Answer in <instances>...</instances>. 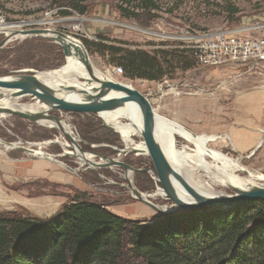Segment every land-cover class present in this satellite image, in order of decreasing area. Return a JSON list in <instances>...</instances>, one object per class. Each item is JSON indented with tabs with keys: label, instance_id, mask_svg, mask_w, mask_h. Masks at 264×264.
<instances>
[{
	"label": "rangeland",
	"instance_id": "374dc122",
	"mask_svg": "<svg viewBox=\"0 0 264 264\" xmlns=\"http://www.w3.org/2000/svg\"><path fill=\"white\" fill-rule=\"evenodd\" d=\"M155 3V9L144 10L139 3L132 2L130 10H134L136 16L125 17L118 9L121 3L116 0H88L84 14L69 9L64 0H0V15L17 26L13 30L51 29L79 41L94 71L105 74L110 81L131 84L148 100L157 115L179 125H168V137L174 150L186 148L191 158L200 151L197 145L185 139L180 130L183 127L196 136L210 137L207 149L237 161L245 172L264 177L263 67L248 72L241 66L203 68L192 62L190 69H172L161 81L129 80L113 73V68L118 66L109 65L107 58L88 49V45L99 41V38H106L125 42L129 49L147 52L158 48L184 49L190 54L186 47L198 35L244 29V34L264 37V0H155ZM56 8L64 10L49 17L48 21L63 19V22L38 23L43 21L47 11ZM3 38L0 35V41ZM22 45L37 47L30 48L32 53L22 55L28 59L26 65L29 66L17 69L13 65L18 47ZM2 49L12 50L5 52L0 49V77L26 69L51 71L65 64L61 48L41 37L12 38ZM188 60L193 61L191 55ZM17 103L32 105L35 100L24 96L19 97ZM49 115L59 118L61 121L57 122L67 126L79 150L93 155L95 163H100V157L104 156L134 170L126 171L111 165L108 168H88L78 158L64 153L72 152V148L65 146L66 141L70 142L57 128L38 121L0 115L1 142L32 149L35 157L58 162L81 182V190L71 193L65 204L73 197H82L103 204L108 211L122 218L149 223L160 214L133 197L128 187L130 181L134 189L149 196L147 200L151 204L173 207L174 203L161 190L149 156L136 151L119 154V150L125 148L122 137L105 128L94 111H52ZM130 122L129 118L121 120V124ZM233 133L238 134L237 138ZM131 140L135 145L143 142L139 132ZM0 149L17 157L30 155L19 149L3 150L1 146ZM205 160L218 165L212 154L205 155ZM181 171L188 183L189 174ZM245 172L239 171L236 175L245 177ZM195 178L201 183L209 182L217 196L234 194L230 188L216 186L202 172H197ZM255 186L264 187V179L255 181ZM39 187L41 194L66 191L60 186Z\"/></svg>",
	"mask_w": 264,
	"mask_h": 264
},
{
	"label": "trees",
	"instance_id": "16d2710c",
	"mask_svg": "<svg viewBox=\"0 0 264 264\" xmlns=\"http://www.w3.org/2000/svg\"><path fill=\"white\" fill-rule=\"evenodd\" d=\"M64 1L85 13L88 0ZM116 1L125 17L136 16L130 10L135 1L144 10L156 8L155 0ZM126 46L99 38L88 49L120 67L129 80L161 81L172 69L192 67L184 49L147 52ZM28 47H18L13 67L29 66L23 56L37 46ZM0 264H264V202L160 214L149 223L122 218L82 197H73L49 219L24 211L0 213Z\"/></svg>",
	"mask_w": 264,
	"mask_h": 264
},
{
	"label": "bare ground",
	"instance_id": "6f19581e",
	"mask_svg": "<svg viewBox=\"0 0 264 264\" xmlns=\"http://www.w3.org/2000/svg\"><path fill=\"white\" fill-rule=\"evenodd\" d=\"M8 34L9 31L7 32V35ZM45 36L52 37V35H50L49 33L45 34ZM12 38H22V36L16 33ZM78 45L80 52L85 55L86 52L83 49V46L80 43ZM80 59L81 58L79 57L78 53H76L74 50H71L70 54L65 60L64 66L51 71L40 72V80L54 87L59 84H63L65 86L73 85L78 87L79 89H86L90 87V78L87 75L85 67L81 63ZM95 72L99 78L104 80L106 79V77L104 76L105 74L103 75L98 71ZM78 77H80L81 79H77ZM16 92L17 89L14 87H7L1 91L3 95V97L0 98L1 109H6L9 111H19L31 116H36V121H38L39 124H46L52 128H57L58 130L72 137L66 125H63L61 122L58 123L55 119L49 118L44 114H40V112H35L40 109L36 104L19 105L17 103V99L19 97H16ZM60 95H64V93H61ZM67 96L74 97L75 95L67 94ZM110 103L112 105L108 107L107 105ZM95 109L98 117L102 120L103 126L111 131L117 132L122 137L125 144V148H123L122 150L123 154H126L130 151H136L138 154L147 155L144 142L135 145L131 140V137L139 132L141 121L137 106L130 99H128L125 94L112 92L108 96L102 98L95 106ZM152 113L156 148L158 149L160 156L162 157L169 171L172 173L170 175V185L176 188V191L182 197L190 200H195L198 197L217 196L216 193L213 192V188L209 182L201 183L200 181L196 180L195 174L197 172H202L205 176H208L209 181L213 182L216 186L226 187L230 189L237 188L240 190H248L254 187L255 181L264 179V177L259 174H251L245 172V170L238 165L237 161L231 160L228 157L220 154L219 152L207 149L206 144L210 141V138L196 136L187 129H182V134L187 141L197 145L200 151L194 158H191L190 154H188V152L186 151V148L181 151L174 150L171 147V143L168 137L169 129L168 125L166 124L170 122L163 118H160L159 115H157L153 111ZM0 115H7V113H2ZM124 118H129L131 122L121 124V120ZM66 143L67 145H65V143L64 145L66 147L70 145L72 148V152L64 151L65 154L78 158L80 162H82V165H86L88 168H96L94 166L96 164L94 162L93 155L80 151L76 144H69L67 141ZM0 146L3 150L18 149L19 144H8L0 141ZM39 146L40 145H38V150L40 151L41 149L39 148ZM28 150L30 155H36L31 149ZM207 154H212L214 160L218 162V165H215V162L207 163L205 160V155ZM47 160L51 161V159ZM111 163L112 162L108 158L100 157L99 165L102 164L113 166ZM181 170H185V172L189 174L190 178L186 179L188 183L184 182L185 177ZM239 171L245 172V177H239L238 175H236ZM176 175H178L179 177H177ZM128 186L134 195L135 189L130 181ZM140 197L147 198L149 196L141 193ZM154 207L159 211H166L167 209H169L167 207Z\"/></svg>",
	"mask_w": 264,
	"mask_h": 264
},
{
	"label": "water",
	"instance_id": "95a60500",
	"mask_svg": "<svg viewBox=\"0 0 264 264\" xmlns=\"http://www.w3.org/2000/svg\"><path fill=\"white\" fill-rule=\"evenodd\" d=\"M20 34L22 38L26 37H41L48 39L55 43L61 48L64 62L67 56L70 54L71 50L78 53L81 58L80 61L84 65L87 75L90 78L91 85L86 89H79L76 86H65L59 84L57 86H50L40 80V72L33 70H20L14 72L12 75L0 77V97L3 95L1 91L7 87H14L17 89L16 97L30 96L35 100V104L38 106L37 111L40 114H44L49 118L55 119L56 121H61L59 118L49 115L52 111L57 112H71L77 111L82 112L86 110H92L96 114L95 106L98 102L108 96L112 92L123 93L130 99L138 108L140 114L141 127L139 129V134L145 144L147 155L149 156L154 169V174L161 186V190L164 192L165 196L171 200L174 205L166 211H159L155 209V205L151 204L147 198H141V192L135 189L134 198L140 202L150 206L158 214H168L177 211L185 210H195L205 207H232L240 203L249 201H263L264 202V187L255 186L248 190H240L237 188H231L234 192L231 196H210V197H198L195 200H190L182 197L178 192L170 185V175L172 174L166 164L164 163L158 149L156 148L154 140L153 131V113L152 108L148 100L135 88L126 83L113 82L108 79H101L96 75V72L92 68L88 54H82L79 49V41L74 38L57 32L51 29H27V30H11L9 34L4 36L0 41V49L4 48L16 34ZM49 33L52 37L45 36ZM79 42V43H77ZM81 44V43H80ZM82 45V44H81ZM84 48V47H83ZM85 50V49H84ZM86 51V50H85ZM87 53V52H86ZM77 79H81L78 77ZM64 93V95H60ZM67 94H74L75 96H67ZM112 104H108L110 107ZM106 106V107H107ZM7 113L10 116H16L29 122H35L36 116H31L19 111H9L0 108V114ZM98 116V115H97ZM106 128V127H105ZM62 132V131H61ZM63 133V132H62ZM66 139L71 144H76L74 138L63 133ZM12 144V143H8ZM77 145V144H76ZM78 146V145H77ZM260 146L256 147L259 148ZM19 150L29 154V148L18 147ZM32 150V149H31ZM122 150H119V154ZM34 156V155H33ZM36 156V155H35ZM104 157V156H101ZM43 158V157H42ZM106 158V157H104ZM109 159V158H108ZM113 166H120L126 171H134L130 166L119 162L117 160L109 159ZM96 168H108V165H99L95 163ZM65 166V165H64ZM66 167V166H65ZM179 177L178 175H176ZM185 182V181H184ZM186 183V182H185ZM129 187V186H128Z\"/></svg>",
	"mask_w": 264,
	"mask_h": 264
},
{
	"label": "crops",
	"instance_id": "0c3cea01",
	"mask_svg": "<svg viewBox=\"0 0 264 264\" xmlns=\"http://www.w3.org/2000/svg\"><path fill=\"white\" fill-rule=\"evenodd\" d=\"M159 117L169 121L167 125L179 127L174 121ZM180 128L181 131L185 129ZM237 135L233 133V137L237 138ZM39 186H60L66 191L41 194ZM80 190L81 182L58 162L32 155L17 157L0 149V213L23 210L31 216L48 219L59 212L71 193Z\"/></svg>",
	"mask_w": 264,
	"mask_h": 264
},
{
	"label": "built area",
	"instance_id": "2783aa9c",
	"mask_svg": "<svg viewBox=\"0 0 264 264\" xmlns=\"http://www.w3.org/2000/svg\"><path fill=\"white\" fill-rule=\"evenodd\" d=\"M64 9L56 8L47 11L43 21L40 24H48L49 17L56 15L58 11ZM63 19L53 21L52 23L63 22ZM36 24V25H40ZM17 26L8 23L0 15V35L6 36L8 31ZM77 29V28H76ZM244 29L235 30L230 33L204 34L195 37L191 45H187L191 59L198 67L219 68L222 66H241L248 72L264 68V37H254L251 34H244ZM115 75L121 76L120 67L113 68ZM127 84V83H126ZM132 86L131 84H129Z\"/></svg>",
	"mask_w": 264,
	"mask_h": 264
}]
</instances>
